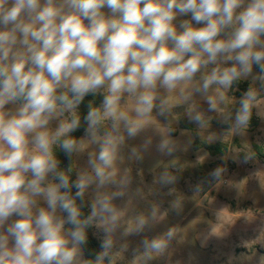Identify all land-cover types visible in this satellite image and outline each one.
<instances>
[{
    "label": "clouds",
    "instance_id": "9594fccd",
    "mask_svg": "<svg viewBox=\"0 0 264 264\" xmlns=\"http://www.w3.org/2000/svg\"><path fill=\"white\" fill-rule=\"evenodd\" d=\"M178 16H190L179 31ZM262 37L264 0H0V264H76L86 228L96 221L111 233L120 216L112 200L123 192L101 189L117 183L121 122L134 138L157 107L158 86L178 89L187 101L188 85L209 64L216 66L201 75L195 91L205 95L209 111L217 110V97L208 95L214 84L230 88L254 64L264 71ZM101 90V104L90 102L83 117L98 154H89L91 173L82 170L70 182L53 146L68 157L89 146L70 133L81 125V103ZM125 93L135 97L136 118L121 108ZM254 98L251 90L241 98L237 127L247 125ZM171 99L160 100L161 115ZM191 119L203 125L200 113ZM105 121L111 130L101 134ZM167 147V141L160 145ZM93 185L90 215L81 219ZM145 224L139 218L136 231ZM111 244L106 238L102 248ZM143 244L156 252L166 246L163 238Z\"/></svg>",
    "mask_w": 264,
    "mask_h": 264
},
{
    "label": "rangeland",
    "instance_id": "374dc122",
    "mask_svg": "<svg viewBox=\"0 0 264 264\" xmlns=\"http://www.w3.org/2000/svg\"><path fill=\"white\" fill-rule=\"evenodd\" d=\"M184 19L190 16H178L174 21L178 31ZM215 66L209 64L196 74L186 89L191 93L187 101L178 89L168 93L158 86L157 107L134 138L128 137L121 122L123 140L114 162L117 183L101 189L109 194L123 192L112 200L120 216L111 233L104 231L106 226L92 222L101 254L106 252L99 264H264V158L255 149L264 150V71L254 64L252 73L242 75L230 88L214 84L208 95L217 97L218 109L209 111L205 95L195 88L202 84L201 75ZM217 88L224 93L223 101L218 99ZM249 90L255 93L251 101L254 110L247 125L237 127L240 100ZM169 96L170 107L161 115L160 100ZM135 103V97L129 98L127 93L120 102L133 118ZM197 113L202 115V126L191 119ZM55 126L53 121L50 127ZM110 130L111 121H105L101 134ZM82 138L89 146L75 152L73 180L82 170L91 173L89 154L95 158L99 151L88 136ZM164 141L168 147L161 150ZM197 144H222L228 150L212 155ZM133 148L138 155L133 154ZM216 169L222 170L219 178L212 175ZM94 189L95 185L84 194L89 209ZM141 217L146 224L136 231ZM170 229L173 234L168 237ZM106 238L112 244L105 250L102 242ZM154 238L165 240L162 251L145 249L143 241ZM76 264H86L81 247Z\"/></svg>",
    "mask_w": 264,
    "mask_h": 264
},
{
    "label": "trees",
    "instance_id": "16d2710c",
    "mask_svg": "<svg viewBox=\"0 0 264 264\" xmlns=\"http://www.w3.org/2000/svg\"><path fill=\"white\" fill-rule=\"evenodd\" d=\"M102 94H96L95 96L89 95L85 98V100L81 103L79 108L77 109V115L80 116L81 118V125L78 128V130L70 133L72 137H75L77 140H80L84 135H85V128L87 127L83 117L88 111V104L91 102L94 107L99 106L102 101ZM254 108H251V111L253 112ZM254 117V116H253ZM257 120H253V124L257 125ZM199 148H206L212 155H221L225 154L227 152L228 147L226 145H206V144H197ZM54 148V153L56 155V158L60 161V169H63V164H64V159H66L68 163V169H69V177H70V182L74 181L73 180V161H74V156L75 152L71 155V157L66 156L63 151L58 147V146H53ZM255 149L257 150V155L260 156L261 158H264V150L255 146ZM76 189H72L73 195L75 194ZM77 203L80 204V200H77ZM82 211V217L81 219L87 217L90 215V209L86 203V201L83 198V204L81 207ZM69 227V226H68ZM86 235H87V243L81 245L80 247L83 250L84 257H85V263L86 264H93L94 260L97 255H101V246L98 242V240L93 236L92 234V224L86 228Z\"/></svg>",
    "mask_w": 264,
    "mask_h": 264
},
{
    "label": "water",
    "instance_id": "95a60500",
    "mask_svg": "<svg viewBox=\"0 0 264 264\" xmlns=\"http://www.w3.org/2000/svg\"><path fill=\"white\" fill-rule=\"evenodd\" d=\"M63 169L66 172V174L68 175L69 169H68V163H67L66 159H64ZM98 256L99 255L96 256L93 264H97V257Z\"/></svg>",
    "mask_w": 264,
    "mask_h": 264
}]
</instances>
